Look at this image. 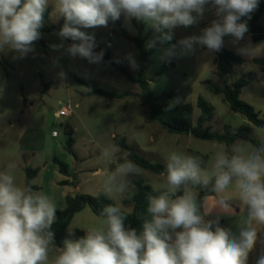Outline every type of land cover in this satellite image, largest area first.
Masks as SVG:
<instances>
[{"label":"rangeland","instance_id":"374dc122","mask_svg":"<svg viewBox=\"0 0 264 264\" xmlns=\"http://www.w3.org/2000/svg\"><path fill=\"white\" fill-rule=\"evenodd\" d=\"M53 4L54 0H50L48 25H63L64 19L57 18ZM215 19V8L206 5L203 17L195 25L175 28L172 41L163 44L157 42L152 48L146 45L158 34L143 21L135 18L128 20L123 14L114 22L110 20L107 27L82 29L94 35L93 51L103 52L99 64H90L80 57L72 58L63 49L53 50L50 45L61 43L58 32L43 33L34 42V51L23 58H17L16 53L7 49L0 52V174H10L18 187L26 188V169L41 168L38 177L33 181L40 189L36 192L47 195L58 211L66 207L68 196L80 194L77 189L79 185L84 192L94 193L99 190L100 181H107L118 163L132 161L127 156L128 151L118 146L123 151L119 161H113L115 154L111 158L102 155V149L114 145L113 136L126 138L127 144L138 155L165 166L167 157L173 151L198 156L202 161L201 167L208 171H212L217 153L224 152L231 156L238 150L243 156L253 154L257 148L247 140H238L229 149L224 143L203 140L192 135L171 134L160 125L151 123L150 108L142 102L141 86L130 81L122 71L123 67L131 76H138L143 71L142 76L150 83V91L155 97L174 93L176 98L172 100L173 105L192 104L194 126L198 125L201 116L198 101L203 98L215 109L212 120L204 125L205 130L213 134H223L227 128L236 132L240 127L250 125L256 137L264 142V128L254 126L244 116L233 112L224 95L215 93L207 84L212 82L221 86L217 75V54L222 49L233 51L244 58L246 63L231 74V80L237 81L251 72L257 73V79L243 90L241 98L253 105L263 116L264 69L254 63L253 58H264V41L253 43L248 36V29L245 33L247 37L240 41L225 36L222 48L216 52L197 46L193 53L182 54L177 45L174 55H165L171 45L177 44L184 37L201 34V30ZM245 22L249 24V17H245ZM120 24L128 35L144 40V50L150 52L145 69L142 68L143 59L139 47L122 34ZM44 43L49 45L48 53ZM63 43L67 47L73 41L66 39ZM132 61H135L136 68L132 67ZM82 81L94 83L107 92L129 96L110 100L95 93ZM67 105L73 107V116L59 118L57 113ZM68 128L74 130L75 156L67 150ZM54 132H57V136H54ZM23 148L45 151V154L41 158L22 152ZM50 154H53V159ZM55 157L69 165L71 177L59 172L54 162ZM113 162H117L116 165ZM101 163H104L105 177L94 175ZM137 167V173L117 180L118 184L126 186L123 192L114 191L108 195L103 189L104 195L112 199L120 210L128 213L133 211V205L126 204L124 200L127 194L136 193L137 181L140 180L157 191H162L166 182V174L162 176L138 165ZM65 180H76L77 186L61 185ZM195 193L200 208L198 191L195 190ZM217 195L219 198L240 200L234 186ZM234 203L239 204V201ZM101 227L103 218L86 208L75 216L68 231L80 229L89 232ZM226 229L231 232L230 227ZM260 241L264 242L262 239ZM58 252L59 248L52 243L49 259H54Z\"/></svg>","mask_w":264,"mask_h":264},{"label":"clouds","instance_id":"9594fccd","mask_svg":"<svg viewBox=\"0 0 264 264\" xmlns=\"http://www.w3.org/2000/svg\"><path fill=\"white\" fill-rule=\"evenodd\" d=\"M49 2L0 0V52L7 49L23 58L34 51ZM206 5L215 8L217 19L201 34L171 45L165 55H174L177 45L182 54L193 53L197 46L216 52L225 36L244 39L248 27L241 18H250L259 0H54V12L64 23L57 33L61 43L50 47L99 64L103 52L93 51L94 35L82 29L107 27L110 20L114 22L123 14L128 20L143 21L158 34L146 45L152 48L157 42L172 41L175 28L195 25ZM66 39L73 43L65 47ZM131 63L137 67L135 61ZM117 150L111 145L102 149V155L111 158ZM201 163L198 156L171 152L163 191L149 197L151 219L143 221L140 233L125 227L126 217L119 207L107 205L101 212L103 227L77 239H71L75 233L69 231L63 248L52 260L49 252L55 203L43 193L18 187L10 174H0V264H248L258 239L254 225L264 226V144L249 156L238 150L231 156L217 153L212 171L202 168ZM138 171L132 161L118 163L108 176L105 193L123 192L126 186L117 180ZM210 184L218 194L234 186L247 206L245 228L238 237L200 214L195 189ZM181 191L182 195H176ZM219 202L228 207L223 198ZM256 264H264V253Z\"/></svg>","mask_w":264,"mask_h":264},{"label":"trees","instance_id":"16d2710c","mask_svg":"<svg viewBox=\"0 0 264 264\" xmlns=\"http://www.w3.org/2000/svg\"><path fill=\"white\" fill-rule=\"evenodd\" d=\"M50 10L47 9L44 15L43 27L39 29L41 35L43 33H55L59 32L62 25L52 26L48 25L50 18ZM122 34L130 41L137 44L142 55V68L145 69L148 65V57L150 52L144 50V40L139 37H132L127 34L124 26L121 25ZM250 31L252 35L253 43L257 44L264 41V0H259L258 8L250 14ZM46 52H49V45L44 43ZM246 63V60L237 55L233 51L228 49H222L217 54V75L221 81V86H217L212 82L207 84L214 90L215 93L224 95L225 101L230 105L233 112L241 114L250 123L258 128H264V115L256 110V108L245 102L242 98L243 90L249 86L253 81L257 79V73L251 72L246 77H243L237 81L231 80V71L235 67H240ZM254 63L260 65L264 69V58L254 59ZM122 71L127 75L128 79L136 84H139L143 90L142 102L143 105L150 108V122L160 125L164 130H167L171 134H186L192 135L196 138L217 141L226 144L229 149H232L238 140L250 141L256 148H259L264 142L260 141L256 135L253 127L250 125H244L240 127L236 132H232L229 128L223 134H213L204 129V125L211 121L214 115V107L208 103L205 99L200 98L198 106L201 109V116L198 121V125L194 126V106L190 103L173 105L172 100L176 98V94L171 93L161 97H155L150 91V83L143 78V71L138 76L128 75L125 68L122 67ZM83 84L91 88L95 93L105 96L110 100L127 98L128 94H121L116 92H107L94 83L82 81ZM69 142L67 150L76 155L74 150L75 139L74 130L68 128ZM114 142L116 146L130 152V159L135 162L140 168L151 171L158 175L166 174V166L163 164L153 163L150 160L138 155L128 144L126 138H115ZM55 164L59 168V172L67 177H71L70 167L58 157L54 159ZM40 168H27L26 169V188H31L33 192L39 189L38 186L33 184V181L38 177ZM63 186H77L76 180H65L60 183ZM137 191L135 194H127L125 203L133 205V211L131 213L121 210V213L126 217L125 227L135 229L139 232V226L142 219L143 206L149 200L150 196H158L161 191L154 190L150 186L146 185L142 181H137ZM198 199L201 206H203L204 199L210 196H215L216 192L212 190V185L208 187H197ZM163 191V190H162ZM183 192H178L176 195H182ZM107 205L117 206V204L104 194L98 196L76 194L67 197V205L63 210L56 211V220L51 226V231L54 233L53 244L60 248H63V241L68 238V229L76 215L83 212L86 208H90L92 212L100 217L102 209ZM72 232L75 233L71 236V239H77L86 235V233L80 229H75Z\"/></svg>","mask_w":264,"mask_h":264},{"label":"crops","instance_id":"0c3cea01","mask_svg":"<svg viewBox=\"0 0 264 264\" xmlns=\"http://www.w3.org/2000/svg\"><path fill=\"white\" fill-rule=\"evenodd\" d=\"M241 20L243 22H245V17H242ZM247 27L250 31V18H249V24L247 25ZM248 34H249L248 36H250L251 40H252L251 31ZM244 37H247V34H245ZM230 39H234V38L230 37ZM254 59H259V58H253V61H254ZM237 69H238V67H235L231 71V74L233 72H235ZM57 115H58V113H57ZM113 138L115 139L116 137L113 136ZM114 145L116 146L115 143H114ZM117 149L118 150L115 152L116 157L114 158L113 161H119L120 159H122L123 151L120 150L118 147H117ZM22 152L35 154L36 156L38 155L41 158L45 154V151H37V150L28 149V148H23ZM129 154H130V152H128L127 156H129ZM52 157H53V154H50L51 159H53ZM123 159H125V157ZM116 163L117 162H113L114 165H116ZM105 174H106V172H105V168H104V163H101L99 165V167L95 170L94 175L97 177H101V176L105 177ZM164 175H162V176H164ZM105 184H106V181L101 180L100 185H99V190H97L94 193L84 192L82 190L81 185H79L77 187V189H78V192L80 194H91V195L98 196L100 194H103V189H105ZM62 193L64 194V191ZM223 199L226 201L228 207H224L220 204L219 201L221 200V198L218 197L217 193L215 196H210V197L205 198L204 202H203V206H200V208H199V205L197 203L200 214L205 218L206 221H209V220L218 221L219 226L222 228L226 229L227 227H230L231 233L234 236L238 237L239 232L245 228L244 220L247 218V211H248L247 206L244 205L242 203V201L238 200V199H234V198H223ZM236 201H239V204H235L234 202H236ZM124 202H125V200H124ZM66 205H67V200H66ZM148 205H149V200H147V202L143 206L141 224L139 226V232H137V233H140L142 231L143 221L145 219H148V220L151 219V216L147 212ZM254 226L256 227V230L258 233V239H257V243H256L254 249L249 254L248 264H256L258 257L262 253H264V242L260 241L261 239L264 240V226H262V225H254ZM82 231H84V230H82ZM178 231H179V229H178ZM84 232L86 234L88 233L87 231H84Z\"/></svg>","mask_w":264,"mask_h":264},{"label":"built area","instance_id":"2783aa9c","mask_svg":"<svg viewBox=\"0 0 264 264\" xmlns=\"http://www.w3.org/2000/svg\"><path fill=\"white\" fill-rule=\"evenodd\" d=\"M74 113L73 107L71 105H67L65 107H63L59 112H58V117L62 118V117H72ZM54 136H57V132H54Z\"/></svg>","mask_w":264,"mask_h":264}]
</instances>
